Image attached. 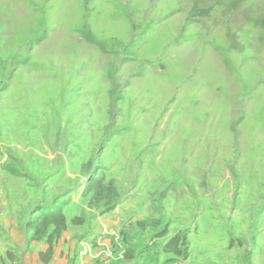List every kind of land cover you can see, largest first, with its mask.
<instances>
[{
    "label": "rangeland",
    "instance_id": "374dc122",
    "mask_svg": "<svg viewBox=\"0 0 264 264\" xmlns=\"http://www.w3.org/2000/svg\"><path fill=\"white\" fill-rule=\"evenodd\" d=\"M98 175L132 264H264V0H0V264L58 210L101 248Z\"/></svg>",
    "mask_w": 264,
    "mask_h": 264
},
{
    "label": "crops",
    "instance_id": "0c3cea01",
    "mask_svg": "<svg viewBox=\"0 0 264 264\" xmlns=\"http://www.w3.org/2000/svg\"><path fill=\"white\" fill-rule=\"evenodd\" d=\"M118 209L119 208L105 216H95L94 218H90L88 222L87 220L85 222V227L83 228L84 230H88L85 240L88 242H95V244L100 243L102 245L101 248L95 249L93 253L86 251L87 256L85 255L86 253L84 254L85 256H81V244H83V242L80 244L78 243L79 250H76V245L78 246L76 242L78 241L77 239H82L84 235L77 236L76 234L77 238L75 237L74 239V234L65 230L58 243L52 246V254L49 264H132L130 258L122 256L124 253V240H127V238H125L121 232L124 231L123 227L127 222L123 217L115 216L113 214L118 211ZM71 224V222L67 221V227H69V230H71ZM49 248V245L35 247L34 252L32 254L28 253L25 260L27 261V259L30 258L35 261V264H42L40 261V254L47 253ZM106 248L115 252L114 259L108 258L107 255L103 253V250ZM121 250H123L122 254H120ZM133 250H135V248H133Z\"/></svg>",
    "mask_w": 264,
    "mask_h": 264
},
{
    "label": "trees",
    "instance_id": "16d2710c",
    "mask_svg": "<svg viewBox=\"0 0 264 264\" xmlns=\"http://www.w3.org/2000/svg\"><path fill=\"white\" fill-rule=\"evenodd\" d=\"M85 191L93 192V197L91 198L90 203L104 201L106 212L112 211L116 208L115 200L119 195L111 183L106 184L105 175L90 177L85 187ZM28 226L34 229V240L46 238L50 248L45 255H42V257L45 261H48L52 254V246L54 245V242L61 237L67 228L66 216L60 210L54 211L39 216L37 220L29 222ZM50 227H53L51 232H49ZM165 234L166 232L164 230L157 234V237ZM164 249L167 253L172 254L173 256L168 258L162 264H185L190 257V243L187 234L182 232L177 233L173 238L166 242Z\"/></svg>",
    "mask_w": 264,
    "mask_h": 264
},
{
    "label": "built area",
    "instance_id": "2783aa9c",
    "mask_svg": "<svg viewBox=\"0 0 264 264\" xmlns=\"http://www.w3.org/2000/svg\"><path fill=\"white\" fill-rule=\"evenodd\" d=\"M88 249H89V245H86L85 250L88 251ZM103 253H105L107 255V257L110 259L115 258L114 252L109 248H106L105 250H103Z\"/></svg>",
    "mask_w": 264,
    "mask_h": 264
}]
</instances>
